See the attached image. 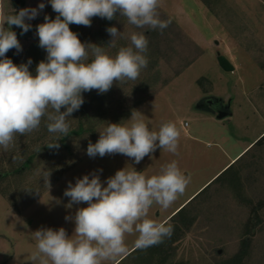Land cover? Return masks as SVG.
I'll list each match as a JSON object with an SVG mask.
<instances>
[{
    "label": "rangeland",
    "instance_id": "374dc122",
    "mask_svg": "<svg viewBox=\"0 0 264 264\" xmlns=\"http://www.w3.org/2000/svg\"><path fill=\"white\" fill-rule=\"evenodd\" d=\"M41 2L45 8L26 21L34 33L17 35L22 50L13 59L17 65L31 59L33 75L47 56L36 27L57 13L49 0H25L21 8L13 0H0L5 15L38 8ZM158 11L171 23L163 32L145 31L149 62L136 81L114 83L103 94L84 92L83 105L69 118L67 136L49 134L44 121L7 152L0 150V264H32V232L40 228L63 227L72 235L74 222L65 217L87 205L67 207L69 182L74 185L93 172L106 182L125 167L150 176L172 160L191 182L168 209L153 205L149 217L169 222L193 200L190 222L154 256L150 247L134 256L136 236H127L128 251L116 264H264V138L222 170L264 131V0H161ZM112 26L122 38L108 47L112 37L106 29ZM69 27L82 42L102 45L111 55L128 43L130 32L139 31L118 13L111 21L94 17L90 27ZM220 56L234 71L221 67ZM220 102L230 105L231 116L217 118L211 105ZM133 110L152 130L175 122L181 129L178 155L157 149L139 164L121 154L89 157L88 143L98 140V131L107 123H128ZM56 141L58 148L48 147Z\"/></svg>",
    "mask_w": 264,
    "mask_h": 264
},
{
    "label": "clouds",
    "instance_id": "9594fccd",
    "mask_svg": "<svg viewBox=\"0 0 264 264\" xmlns=\"http://www.w3.org/2000/svg\"><path fill=\"white\" fill-rule=\"evenodd\" d=\"M49 2L57 15L55 19L46 15L36 27L39 46L47 56L38 63L35 75L29 70L31 59L17 65L6 53L22 50L12 26L22 29V34L28 32L32 26L26 21L35 19L45 4L41 2L38 8H22L7 15L0 13V150L5 152L18 137L38 131L44 121L49 134L67 136L69 118L84 103L82 94L92 90L103 94L114 83L136 81L149 62L145 31L163 32L171 23L160 18L161 0ZM117 13L139 31L130 32L126 37L128 43L120 46L115 55L102 45L82 42L69 27H90L94 17L111 21L117 19ZM106 31L112 37L108 47H115L122 32L115 26ZM98 132V140L89 142L86 149L91 158L121 154L139 164L157 149L178 155L181 129L177 124L162 122L158 130H152L136 110L128 123H107ZM57 141L48 147L58 148ZM16 159L14 156L13 160ZM43 179L50 187L49 173ZM190 182V175L184 174L176 160L150 176L134 167H125L106 182L96 172L78 178L74 185L69 182L64 191V196L70 198L67 207L87 206L77 208L74 216L65 217L74 222L72 235L63 227L32 232V264H116L128 251L127 236H136L134 245L140 250L163 243L173 234V226L150 218L149 210L153 205L171 207Z\"/></svg>",
    "mask_w": 264,
    "mask_h": 264
},
{
    "label": "trees",
    "instance_id": "16d2710c",
    "mask_svg": "<svg viewBox=\"0 0 264 264\" xmlns=\"http://www.w3.org/2000/svg\"><path fill=\"white\" fill-rule=\"evenodd\" d=\"M14 1V4L17 6V7H22L23 5H24V3H25V0H13ZM12 30L13 31H15L16 32V34L17 35H20V36H23V37H29V36H31V35H33V33H34V27H31L30 28V30L28 31V32H26V33H23L22 34V29H20L19 27H16V26H12ZM6 56L8 57V58H10L12 61H13V63H15L14 62V58H15V54H9L8 52L6 53ZM15 64H17V63H15ZM93 96H94V98L95 99H97V95H96V93H94L93 92ZM103 98V97H102ZM97 100H99V99H97ZM262 138H264V137H262ZM261 138V139H262ZM261 139L258 141V143H260V141H261ZM226 172H228V171H226ZM223 176V175H222ZM219 178H217V180H218ZM204 193V192H203ZM201 195V194H200ZM195 199V198H194ZM193 201V200H192ZM192 201L190 202V203H188L186 206H184L183 208H181L176 214H174L171 218H170V221H169V223L173 226V229H174V231H173V234L171 235V237L170 238H166L165 240H164V242L163 243H160V244H158V245H155V246H151L150 248H149V252H150V254H151V256H154L156 253H160L161 251H163L164 250V246L167 244V243H170V242H172L174 239H176V238H178L177 237V235H178V233H180V231H183V227L182 226H187L188 225V223L190 222V219H191V216H188V214H189V207H191V203H192ZM147 249V248H146ZM145 250V249H144ZM144 250H140V249H135L134 251H133V255L135 256H137V255H139V254H141V253H144ZM163 253V252H162Z\"/></svg>",
    "mask_w": 264,
    "mask_h": 264
},
{
    "label": "water",
    "instance_id": "95a60500",
    "mask_svg": "<svg viewBox=\"0 0 264 264\" xmlns=\"http://www.w3.org/2000/svg\"><path fill=\"white\" fill-rule=\"evenodd\" d=\"M16 51V49H11L8 51V53L14 54L16 53ZM219 63L225 71H234L235 69L234 65L223 56L219 57ZM211 106L212 109L216 112L218 119H224L232 115V109L230 108V105H224L222 102H220L218 104H212Z\"/></svg>",
    "mask_w": 264,
    "mask_h": 264
},
{
    "label": "crops",
    "instance_id": "0c3cea01",
    "mask_svg": "<svg viewBox=\"0 0 264 264\" xmlns=\"http://www.w3.org/2000/svg\"><path fill=\"white\" fill-rule=\"evenodd\" d=\"M264 131L253 141L249 142L238 154H236V156H234L233 158L230 159V161H228V163L222 168V170L227 167L229 164H231L232 162H234L240 155H242L248 148H250L251 146H255L258 144V141L262 138Z\"/></svg>",
    "mask_w": 264,
    "mask_h": 264
},
{
    "label": "built area",
    "instance_id": "2783aa9c",
    "mask_svg": "<svg viewBox=\"0 0 264 264\" xmlns=\"http://www.w3.org/2000/svg\"><path fill=\"white\" fill-rule=\"evenodd\" d=\"M262 137H264V133H263Z\"/></svg>",
    "mask_w": 264,
    "mask_h": 264
}]
</instances>
